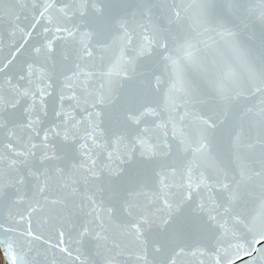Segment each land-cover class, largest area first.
<instances>
[{
	"label": "snow or ice",
	"instance_id": "1",
	"mask_svg": "<svg viewBox=\"0 0 264 264\" xmlns=\"http://www.w3.org/2000/svg\"><path fill=\"white\" fill-rule=\"evenodd\" d=\"M0 29L6 264L264 259V0H0Z\"/></svg>",
	"mask_w": 264,
	"mask_h": 264
},
{
	"label": "water",
	"instance_id": "2",
	"mask_svg": "<svg viewBox=\"0 0 264 264\" xmlns=\"http://www.w3.org/2000/svg\"><path fill=\"white\" fill-rule=\"evenodd\" d=\"M0 39L4 40L5 45H7L10 41L7 35L4 33L2 29H0ZM15 39H19V33H17V36ZM206 41H208V44L210 45L212 42L211 40H208L207 37H204ZM19 46V45H17ZM203 47V45H201ZM28 45H25V48H27ZM7 51V48L5 47V53ZM24 50L22 49L21 52ZM211 53H209L210 55ZM32 226L34 229H37L38 231H41L45 234V236H54V228L51 226V224H45L43 222V217L37 216L34 217L32 220ZM16 233H5V232H0V240H11L16 237ZM6 247V245H5ZM257 249H264V242L255 245ZM25 251H27V248H25ZM0 264H6L7 258L4 253V249L0 247ZM235 259V256H233ZM182 264H193V259L189 258L185 261L182 262ZM198 264V262H196ZM236 264H264V259L261 258L258 252H254L251 256L243 255L240 259L236 260Z\"/></svg>",
	"mask_w": 264,
	"mask_h": 264
},
{
	"label": "rangeland",
	"instance_id": "3",
	"mask_svg": "<svg viewBox=\"0 0 264 264\" xmlns=\"http://www.w3.org/2000/svg\"><path fill=\"white\" fill-rule=\"evenodd\" d=\"M0 261H1V259H0Z\"/></svg>",
	"mask_w": 264,
	"mask_h": 264
},
{
	"label": "bare ground",
	"instance_id": "4",
	"mask_svg": "<svg viewBox=\"0 0 264 264\" xmlns=\"http://www.w3.org/2000/svg\"><path fill=\"white\" fill-rule=\"evenodd\" d=\"M1 259V258H0Z\"/></svg>",
	"mask_w": 264,
	"mask_h": 264
}]
</instances>
